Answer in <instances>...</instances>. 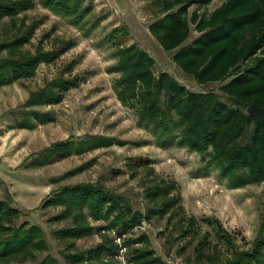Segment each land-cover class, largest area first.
<instances>
[{"label":"trees","instance_id":"1","mask_svg":"<svg viewBox=\"0 0 264 264\" xmlns=\"http://www.w3.org/2000/svg\"><path fill=\"white\" fill-rule=\"evenodd\" d=\"M139 1L152 6L154 19L147 27L148 33L163 51L173 52V64L197 85L218 84V88L192 92L168 73L155 72L154 59L137 45H122L121 39L128 32L114 28L108 40L115 63L108 71L118 75L112 83L116 100L133 113L137 127L152 137L156 148H179L198 154L203 177L215 171L227 190L263 183L264 122L247 116L245 110L252 104L264 108V0H224L210 11L208 7L214 0ZM40 3L77 28L85 25L93 12L84 0ZM32 6V0H0V21L14 20ZM191 7H195L192 12ZM190 26L197 36L186 44ZM27 36L0 42V55L6 54L0 56V89L32 79L40 65L53 64L72 47L28 54L22 52L29 42ZM78 84L77 77H57L31 92L12 128L33 130L53 122L51 112L37 109L60 104ZM123 144L104 136H71L32 156L29 167L41 168L73 155ZM131 163L132 176L144 172L148 179L142 191L144 212L134 210L124 197L100 183L62 186L41 202L40 209H60L51 221L67 225L53 235L71 242L67 246L70 250L74 249L72 241L101 235L102 241L94 247L63 254L67 263L119 264L114 258L120 249L114 240L119 238L129 264H164L147 235H135L134 230L143 222L165 219L173 241H194L193 264H264L263 222L250 246L240 249L237 237L226 231L217 218L198 220L185 214L177 182L157 175L150 163ZM21 215L20 210L0 200V264H59L49 255L36 261V255L47 250L45 234L26 221L17 224ZM89 219L105 225L93 226ZM202 225L209 230L202 232Z\"/></svg>","mask_w":264,"mask_h":264},{"label":"rangeland","instance_id":"2","mask_svg":"<svg viewBox=\"0 0 264 264\" xmlns=\"http://www.w3.org/2000/svg\"><path fill=\"white\" fill-rule=\"evenodd\" d=\"M223 1L214 0L208 10ZM32 2V8L14 20L0 21V42L28 34L29 42L22 48L28 54L39 49L49 52L72 46L53 64L40 65L32 79L0 89V200L22 212L17 224L26 221L43 230L47 250L37 254L36 261L49 255L59 264H69L63 254L85 251L102 241L100 234H93L72 241L74 249L70 250L67 246L71 242L53 235L67 225L51 221L60 213L59 208L40 209L41 202L53 190L78 183H100L124 197L134 210L144 212L146 203L142 191L148 179L144 172L132 176L129 164L133 160L136 164L150 163L157 175L177 182L186 215L198 220L217 218L226 231L237 237L240 249L248 248L264 223V182L227 190L215 171L203 177L198 154L179 148H156L152 137L137 127L133 113L116 100L112 83L118 75L108 71L115 63L108 40L114 28L128 32L121 39L122 45H137L154 59L155 72L168 73L192 92L218 88V84L197 85L173 64V52L163 51L150 36L147 27L154 19L152 6L139 0H84V4H91L93 12L86 24L77 28L66 18L43 8L40 0ZM193 10L195 7L189 11ZM97 20L100 21L92 28ZM196 36L190 26L186 44ZM5 55L3 52L0 56ZM57 77H77L79 84L64 95L60 104L37 109L51 112L53 122L37 125L33 130L13 129L28 95ZM71 136H104L124 144L73 155L41 168L29 167L32 156ZM89 222L96 227L105 225L90 219ZM208 230L202 225V232ZM141 233L147 235L151 248L164 264H193L194 241H173L165 228V219L143 222L134 230L135 235Z\"/></svg>","mask_w":264,"mask_h":264},{"label":"water","instance_id":"3","mask_svg":"<svg viewBox=\"0 0 264 264\" xmlns=\"http://www.w3.org/2000/svg\"><path fill=\"white\" fill-rule=\"evenodd\" d=\"M245 114L249 117H256L264 122V108H261L255 104L248 106L245 110Z\"/></svg>","mask_w":264,"mask_h":264},{"label":"built area","instance_id":"4","mask_svg":"<svg viewBox=\"0 0 264 264\" xmlns=\"http://www.w3.org/2000/svg\"><path fill=\"white\" fill-rule=\"evenodd\" d=\"M114 237V235H113ZM114 243L120 248L118 254L114 257L119 264H129L125 258V249L121 247V239L115 238Z\"/></svg>","mask_w":264,"mask_h":264}]
</instances>
